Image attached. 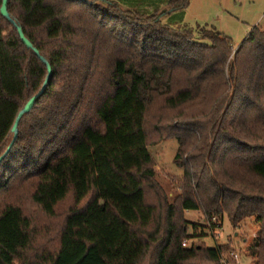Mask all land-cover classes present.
<instances>
[{"label":"trees","instance_id":"1","mask_svg":"<svg viewBox=\"0 0 264 264\" xmlns=\"http://www.w3.org/2000/svg\"><path fill=\"white\" fill-rule=\"evenodd\" d=\"M7 9L52 74L0 162V264H223L228 247L184 240L224 216L254 220L264 264V29L234 51L216 29L197 36L113 0ZM47 75L0 14V157ZM171 138L183 170L173 199L149 149Z\"/></svg>","mask_w":264,"mask_h":264},{"label":"rangeland","instance_id":"2","mask_svg":"<svg viewBox=\"0 0 264 264\" xmlns=\"http://www.w3.org/2000/svg\"><path fill=\"white\" fill-rule=\"evenodd\" d=\"M122 9L136 10L141 13L157 12L161 20L175 28H187L195 35L204 29H216L232 40L234 51L250 33L253 27L264 29V0H191L187 8L168 13V0H113ZM178 148L176 139H165L150 146L155 160L158 180L165 187L172 199L180 193L179 182L183 170L174 162ZM186 219L200 226H205V219L200 211L187 210ZM215 230L202 227L192 239L184 240L186 246L191 243L205 247L223 244L229 248L224 252L222 263L229 260L231 264H254L253 246L258 225L253 219H246L239 227H234L227 216ZM192 229L189 233L192 234ZM202 234V235H201ZM234 254L238 258H234Z\"/></svg>","mask_w":264,"mask_h":264},{"label":"water","instance_id":"3","mask_svg":"<svg viewBox=\"0 0 264 264\" xmlns=\"http://www.w3.org/2000/svg\"><path fill=\"white\" fill-rule=\"evenodd\" d=\"M7 3H8V0H2V3H1V7H0V14L6 18H8L9 20H11L13 22V24L15 25V27L17 28L18 30V33H19V36L21 38V40L26 44V46L30 49H32L36 55L39 56V58L45 62L46 66H47V70H48V75L46 77V80L42 86V88L39 90V92H37V94H35L33 97H31L27 103L24 105V107L19 111L17 117H16V120L14 122V125L12 127V132L14 133V138L13 140L11 141V143L9 144L5 154L3 156L0 157V162L2 161V159L4 158L5 155H7L9 153V151L11 150L12 148V145L18 135V124L20 122V120L22 119V117L29 113L30 110L32 109V107L34 106L35 102L42 96V94L44 93L45 89H46V86H47V83L49 81V78H50V75L52 74V68L50 66V64L46 61V59L40 54L39 50L33 46V44L31 43V41L25 36L24 32H23V29L22 27L16 22L14 21L9 12H8V9H7Z\"/></svg>","mask_w":264,"mask_h":264},{"label":"built area","instance_id":"4","mask_svg":"<svg viewBox=\"0 0 264 264\" xmlns=\"http://www.w3.org/2000/svg\"><path fill=\"white\" fill-rule=\"evenodd\" d=\"M213 222H216V218H213ZM184 245H186V243L184 242ZM234 258H238L237 254H234ZM225 264H228L227 262H225Z\"/></svg>","mask_w":264,"mask_h":264}]
</instances>
